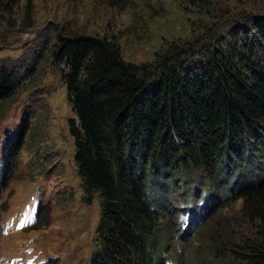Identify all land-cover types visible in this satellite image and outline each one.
Instances as JSON below:
<instances>
[{"label": "trees", "instance_id": "1", "mask_svg": "<svg viewBox=\"0 0 264 264\" xmlns=\"http://www.w3.org/2000/svg\"><path fill=\"white\" fill-rule=\"evenodd\" d=\"M10 1L0 0V10ZM188 1L207 13L216 8L215 0ZM240 6L222 13L235 27L229 40L172 42L152 63L125 60L114 38L59 35L52 57L75 113V162L88 203L100 202L90 264H191L158 190L188 171L214 177L225 158L242 155L254 181L232 197L242 202L237 226L250 236L213 241L248 264H264V177L250 155L264 153V0ZM16 81L0 65L1 111L15 100Z\"/></svg>", "mask_w": 264, "mask_h": 264}, {"label": "rangeland", "instance_id": "2", "mask_svg": "<svg viewBox=\"0 0 264 264\" xmlns=\"http://www.w3.org/2000/svg\"><path fill=\"white\" fill-rule=\"evenodd\" d=\"M215 2L211 13L188 0H14L0 10V65L17 73L15 100L0 110V264H90L97 248L100 202L88 203L75 162V113L52 57L59 35L114 38L125 60L152 63L172 42L232 38L222 13L241 10V0ZM250 155L264 177V153ZM246 159L225 158L214 177L188 171L159 188L191 264H248L213 241L250 236L237 226L242 202L232 197L254 181Z\"/></svg>", "mask_w": 264, "mask_h": 264}]
</instances>
